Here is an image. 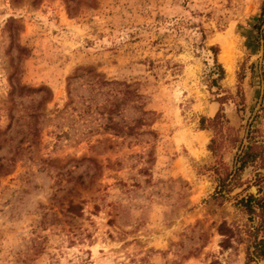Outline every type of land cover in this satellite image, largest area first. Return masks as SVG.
Returning <instances> with one entry per match:
<instances>
[{
  "label": "rangeland",
  "instance_id": "obj_1",
  "mask_svg": "<svg viewBox=\"0 0 264 264\" xmlns=\"http://www.w3.org/2000/svg\"><path fill=\"white\" fill-rule=\"evenodd\" d=\"M263 3L0 0V264H264L216 230L252 167L213 196L264 142Z\"/></svg>",
  "mask_w": 264,
  "mask_h": 264
},
{
  "label": "trees",
  "instance_id": "obj_2",
  "mask_svg": "<svg viewBox=\"0 0 264 264\" xmlns=\"http://www.w3.org/2000/svg\"><path fill=\"white\" fill-rule=\"evenodd\" d=\"M263 15L264 3L261 7L260 16L258 17V24L262 20ZM217 66L220 73H223L221 66L218 64ZM123 85L125 89L122 92L126 94V97L139 96V94L134 92V89L129 88V84L124 83ZM145 113H147L146 110L140 112V114ZM143 119L144 117L142 116L132 118L128 124H125L127 129L126 133L132 134L138 126L143 124ZM107 120L110 124L108 127L121 131L122 126L118 127L120 124L119 121L113 120L111 115L107 117ZM248 140L249 142L246 145L240 144L239 152L233 158V170L231 172H225V175L218 179V185L213 193L215 197H224V195L232 192L234 187L242 186L245 181L235 177L245 167H252L255 176L254 182L257 186V194L245 193L246 189L242 188L241 193L236 196L234 204L238 211L244 215V222L239 226L229 224L225 220H222L216 228L221 236L219 242L220 247L226 249L232 247L234 243L243 244L247 263L256 259H264V189L260 185L264 181V142L262 140L250 142V135H248ZM6 170V165L0 161V172ZM68 208L81 210L82 207L79 204L69 202ZM210 264H219V262L214 260Z\"/></svg>",
  "mask_w": 264,
  "mask_h": 264
},
{
  "label": "bare ground",
  "instance_id": "obj_3",
  "mask_svg": "<svg viewBox=\"0 0 264 264\" xmlns=\"http://www.w3.org/2000/svg\"><path fill=\"white\" fill-rule=\"evenodd\" d=\"M224 46H225V45H224ZM224 46H223V47H224ZM224 48H225V47H224ZM225 54H226V53H225ZM222 60L224 61V64H225L226 69H227L228 71H231L232 67H231V65H230L229 60L226 59V58H224V57H222Z\"/></svg>",
  "mask_w": 264,
  "mask_h": 264
}]
</instances>
